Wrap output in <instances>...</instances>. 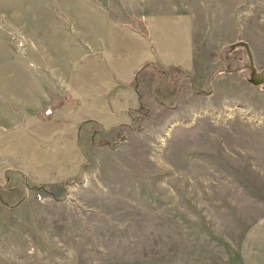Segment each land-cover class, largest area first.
Here are the masks:
<instances>
[{"label": "rangeland", "instance_id": "1", "mask_svg": "<svg viewBox=\"0 0 264 264\" xmlns=\"http://www.w3.org/2000/svg\"><path fill=\"white\" fill-rule=\"evenodd\" d=\"M117 25L150 62L96 100L75 58ZM248 50L264 0H0V264H264Z\"/></svg>", "mask_w": 264, "mask_h": 264}, {"label": "crops", "instance_id": "2", "mask_svg": "<svg viewBox=\"0 0 264 264\" xmlns=\"http://www.w3.org/2000/svg\"><path fill=\"white\" fill-rule=\"evenodd\" d=\"M96 34L95 36L91 34L95 39L91 37L87 46L84 44L85 51L83 54H77L76 56L78 57L75 59L79 58V62L90 60V64L97 75L93 77V84L90 88H93V95L96 96V100H99L97 98L98 95L100 97L113 95L114 91L112 90L122 83H125L128 88V84L131 82L130 79H134L137 72L150 62L151 56H145V49H142L143 45L138 42L137 37L130 34L128 28L125 31L118 25L113 27V29L108 28L107 30L98 28ZM101 36H106V38L98 40L97 38ZM109 43H112V46H109ZM111 47L112 50H109ZM109 70H113L115 74H108ZM123 72L129 73V75H124ZM61 79L67 80V86H69L68 89L71 90V94L77 95V92H75L76 88L71 82L74 80L71 75L69 77H61ZM100 112L102 113V109H100ZM100 112L98 109L97 113ZM100 117L103 119L102 114H100Z\"/></svg>", "mask_w": 264, "mask_h": 264}, {"label": "water", "instance_id": "3", "mask_svg": "<svg viewBox=\"0 0 264 264\" xmlns=\"http://www.w3.org/2000/svg\"><path fill=\"white\" fill-rule=\"evenodd\" d=\"M237 46H242L247 48V46L243 43H235L231 48H235ZM247 56H248V65L245 66L247 70L250 71L249 77H248V82L253 84V85H264V70L257 72L255 68L253 67V60L251 58L250 51H247Z\"/></svg>", "mask_w": 264, "mask_h": 264}]
</instances>
